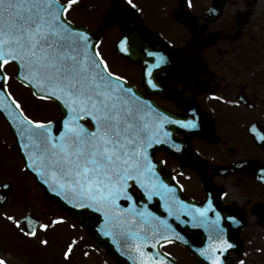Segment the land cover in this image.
<instances>
[{
  "label": "flooded vegetation",
  "instance_id": "af4514ba",
  "mask_svg": "<svg viewBox=\"0 0 264 264\" xmlns=\"http://www.w3.org/2000/svg\"><path fill=\"white\" fill-rule=\"evenodd\" d=\"M133 2L141 11L131 8L126 0H78L67 18L93 34L110 69L123 75L140 96L173 118L197 124L192 129L164 126L171 127L169 146L157 145L152 158L157 165L156 182L167 187L147 202L148 209L175 230L166 233H179L195 250L178 239L161 241L158 250L168 254L166 264H211L199 252L209 244L211 233L205 227H193L192 218L183 215L179 205V221L165 210L172 197L205 208L211 201L215 212L209 210L207 215L218 220L223 238L233 244L221 257L225 264H239L240 260L264 264V173L260 171L264 168V141L255 138L264 134V0H192L191 8L186 0ZM109 14L113 20L102 27ZM154 36L159 41L151 42ZM124 37L128 38V51L135 56L118 49ZM140 48L144 54L145 49L156 50L167 58V63L153 68L151 79L156 88L147 84L145 76V61L153 64L155 58H140ZM4 71L10 77L9 91L27 115L60 119L57 103L36 99L15 78V64L6 65ZM253 124L258 130L255 134L250 130ZM22 169L20 144L5 113L0 112V185H8L0 187V196L5 198L0 210L17 218L30 215L42 222L63 218L38 237H26L18 231L23 239L39 243L41 238L65 234L68 240H77L68 264H130L103 249L77 217L46 195L33 172ZM83 212L94 217L90 210ZM216 212L220 213L218 218ZM96 223L100 232L102 217L98 213Z\"/></svg>",
  "mask_w": 264,
  "mask_h": 264
},
{
  "label": "snow or ice",
  "instance_id": "6c2138e0",
  "mask_svg": "<svg viewBox=\"0 0 264 264\" xmlns=\"http://www.w3.org/2000/svg\"><path fill=\"white\" fill-rule=\"evenodd\" d=\"M126 2L141 11L133 0ZM186 2L189 8L193 6L192 0ZM77 3L0 0V112L6 114L20 141L22 171L33 172L49 191L73 207L100 214V232L111 237L118 249H128L130 259L138 260V264H166L168 254L160 252L158 246L162 247L161 241L171 243L165 233L172 226L151 212L147 202L167 186L156 182L157 165L149 149L170 143L172 133L165 129L166 124L184 129L196 128L197 124L154 107L127 84L123 75L110 69L98 50L100 42L93 41L86 29L77 28L67 18ZM127 40L121 39V52L128 51ZM145 55L155 58L153 64L145 61V76L147 84L156 88L151 79L153 68L167 63V58L147 49ZM8 64H15V78L31 90L33 97L60 106L62 116L58 121L25 113L9 91L10 77L4 71ZM250 130L258 132L255 124ZM255 138L264 141V134ZM260 171L264 173V168ZM4 199L0 196V202ZM178 205L183 215L192 218L193 227H205L211 233L209 244L199 249L200 255L211 264H225L221 257L233 244L223 238L218 220L207 215L209 210L215 212L211 201L205 208L170 198L165 210L179 221ZM215 215L218 218L220 213ZM0 217L30 238L63 222L62 217L49 222L30 215L17 218L6 210H0ZM175 235L184 239L179 233ZM39 243L47 245L48 240L41 238ZM76 244L75 238L67 244L63 253L66 260ZM0 264L8 262L0 257Z\"/></svg>",
  "mask_w": 264,
  "mask_h": 264
},
{
  "label": "rangeland",
  "instance_id": "374dc122",
  "mask_svg": "<svg viewBox=\"0 0 264 264\" xmlns=\"http://www.w3.org/2000/svg\"><path fill=\"white\" fill-rule=\"evenodd\" d=\"M72 20L76 19L72 18ZM53 239L54 241L51 242ZM53 239L46 237L47 245L28 242L18 233L14 225L0 218V257L6 259L8 264H68V259L64 258L63 253L71 240L60 233H56Z\"/></svg>",
  "mask_w": 264,
  "mask_h": 264
},
{
  "label": "water",
  "instance_id": "95a60500",
  "mask_svg": "<svg viewBox=\"0 0 264 264\" xmlns=\"http://www.w3.org/2000/svg\"><path fill=\"white\" fill-rule=\"evenodd\" d=\"M107 20H108V19H106V21H107ZM106 21H104L103 24H105ZM99 34H100V33H99ZM92 35H93V34H92ZM93 41H95V40H93ZM127 41H128V40H127ZM151 42H156V40H155V39H154V40L151 39ZM139 50L141 51V53H140V55H139L140 58H144L142 48H140ZM128 52H130V51H127V52H124V53L130 55V57L135 56V55H133L131 52H130V53H128ZM152 104H153V103H152ZM153 106L156 107L155 104H153ZM166 114H167V113H166ZM166 130H168V131L171 132V127H170V126H167V129H166ZM167 144H168V146H169V143H167ZM156 146H157V145H155L153 148L149 149V152H150V155H151V156H152L153 151H154V149H155ZM158 146H159V145H158ZM37 179H38V178H37ZM39 182H40V181H39ZM40 184L44 187V189H45V193H46L51 199H53L55 202H57L62 208H65V209L69 210V212H70L71 214L77 216V217L80 219L81 224L84 225V226H86L87 228H89V230L91 231V233L97 238V242H98V244H99L103 249L111 251V252H112L113 254H115L118 258H120V260H127L130 264H135V263L132 262V261H136V263L138 264V260H134V259H130V258H129V252H128V249H124V248H119V249H118L117 246L114 245V244L112 243L111 240H103V239H102V236L100 235V232H99V229H98V226H97V223H96V214H97V213L93 212L94 217H93V218H89L88 216H86V215L84 214L83 209L75 208V207H73L71 204L66 203L61 197H59V196H57L55 193L49 191V190L47 189V186L43 185L41 182H40ZM221 228L223 229V227H221ZM165 235H166V236L169 235V236H168L169 239H178V238H176V235H175V234L165 233ZM178 240L181 241L182 243L186 244L187 246H189L190 249H191L192 251L195 250V249H194V246H193V244H192L191 241H188V240H186L185 238H184L183 240H180V239H178ZM185 241H186V243H185ZM151 250H152V251H155V250H153V249H151ZM122 253H123V254H122ZM132 255L134 256L135 253L132 254Z\"/></svg>",
  "mask_w": 264,
  "mask_h": 264
}]
</instances>
